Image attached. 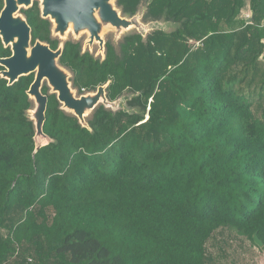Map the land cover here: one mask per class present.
<instances>
[{
	"label": "trees",
	"instance_id": "1",
	"mask_svg": "<svg viewBox=\"0 0 264 264\" xmlns=\"http://www.w3.org/2000/svg\"><path fill=\"white\" fill-rule=\"evenodd\" d=\"M116 6H143L151 32L107 42L103 59L65 41L58 64L81 95L130 94L125 109L98 105L83 127L44 83L34 153V74L0 77V264H249L233 243L264 253V0ZM20 13L31 45L56 51L39 3Z\"/></svg>",
	"mask_w": 264,
	"mask_h": 264
},
{
	"label": "water",
	"instance_id": "2",
	"mask_svg": "<svg viewBox=\"0 0 264 264\" xmlns=\"http://www.w3.org/2000/svg\"><path fill=\"white\" fill-rule=\"evenodd\" d=\"M40 1V15L52 25V35L57 37L64 34L69 25L77 33L81 29H87L89 34L88 44L99 43L103 51V43L100 34L105 28H112L116 32H126L132 27L137 33L144 36L146 31L152 28L151 24H140L141 15L132 18L122 17L120 10L112 8L110 0H35ZM32 0H3V8L0 12V40L5 48H10L11 56L0 59V66L4 68L0 77L12 85L19 78L34 74L27 96L32 101L33 107L28 112L29 119L33 122L37 150L48 143L47 137L42 132L45 121L47 96L41 93L45 84L51 88L50 92L56 95L61 109L72 114L83 126L86 125V117L91 114L98 105L111 108L113 102L106 96L107 84L99 86L96 92H88L79 97L71 91L70 73L58 64L63 46L60 44L56 51H52L48 45L36 41L31 45L30 27L23 16L14 18V14L22 9L32 6ZM20 9V10H19ZM98 15L100 22L95 19ZM250 20H248L249 22ZM74 91V90H73ZM254 243L261 247L262 243L256 235H253Z\"/></svg>",
	"mask_w": 264,
	"mask_h": 264
},
{
	"label": "rangeland",
	"instance_id": "3",
	"mask_svg": "<svg viewBox=\"0 0 264 264\" xmlns=\"http://www.w3.org/2000/svg\"><path fill=\"white\" fill-rule=\"evenodd\" d=\"M32 1H35V0H32ZM38 2H40V1H38ZM108 3L112 6V8L119 9L116 6V0H110ZM144 12H145L144 7L143 6H140L139 7V10H138V15L143 14ZM20 15L22 16V14L20 13V11H17L14 14V18H19ZM121 16L123 17L122 14H121ZM242 16L244 18H249L250 17V13H249L247 7L243 10ZM94 17L97 20V22L99 23L100 22V18L98 17L97 13H96V15ZM138 22L140 24H144V23L146 24V21H144L142 19H139ZM159 23H160L159 28L161 27L162 30H164L166 32H169L170 30L173 29V27L171 25H169V24H165V23H162V22H159ZM137 32L138 31H137V29L135 27H132L131 29H129L126 32L122 31L120 33L116 32L114 29L108 27V28H105L102 31V33L100 34V38L102 40L103 47L105 46V44L107 42H110L113 45L117 46L121 42L122 38L124 37V35L126 33L133 34V33H137ZM150 32H151L150 30L149 31H146L144 33V37L146 35H148ZM88 36H89V34L87 32V29H81L77 33H75L73 31V26L70 24L69 27H68V29L65 30L64 34H62L61 36L59 34H57V39L59 40L60 44H63L65 41H68V40L69 41L79 42V44H80V46L82 48V51H88L94 57L103 59L104 58V49H103L102 53H99L100 47H99V43L98 42H94L92 45H89L88 44ZM263 43H264V40H263ZM69 81H70V78H69ZM44 83H46V82H44ZM70 88H71V91L74 94V96L79 97L81 95V94H79V92L77 90L73 89L72 87H70ZM49 89H51V88L49 87ZM95 92H96V90L93 93H95ZM84 94H86V93H83V95ZM129 97H130V94H128L127 92H125L118 100H116L115 102H113V104L111 105V108H109V109H111L112 111H117V110H120V109H125L126 108V100ZM91 114H89L86 117L85 121H87V119H90ZM233 247L245 259L246 258L249 259L248 260V263L249 264H264V253L261 252V251H259L258 249H252V251L254 252V255L253 256L252 255L250 256V255H247L246 252L240 247L239 242L233 243Z\"/></svg>",
	"mask_w": 264,
	"mask_h": 264
},
{
	"label": "bare ground",
	"instance_id": "4",
	"mask_svg": "<svg viewBox=\"0 0 264 264\" xmlns=\"http://www.w3.org/2000/svg\"><path fill=\"white\" fill-rule=\"evenodd\" d=\"M99 53H102V51H101V50H99Z\"/></svg>",
	"mask_w": 264,
	"mask_h": 264
}]
</instances>
